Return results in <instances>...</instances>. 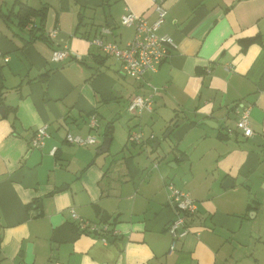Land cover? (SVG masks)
<instances>
[{
  "label": "crops",
  "instance_id": "crops-1",
  "mask_svg": "<svg viewBox=\"0 0 264 264\" xmlns=\"http://www.w3.org/2000/svg\"><path fill=\"white\" fill-rule=\"evenodd\" d=\"M14 1L0 0V264H264V0H162L156 33L171 36L170 55L139 79L90 42L125 46L134 27L121 15L151 24V0H20L47 7L46 39L27 43L29 29L2 15ZM137 95L151 110L128 114ZM241 104L251 105L249 137L235 128ZM123 112L126 138L112 153L115 122L105 130ZM41 126L47 136L33 148ZM131 130L146 140L129 141ZM68 133L94 141L71 144ZM168 183L197 206L173 251ZM71 210L109 223L116 238L104 243Z\"/></svg>",
  "mask_w": 264,
  "mask_h": 264
},
{
  "label": "built area",
  "instance_id": "built-area-1",
  "mask_svg": "<svg viewBox=\"0 0 264 264\" xmlns=\"http://www.w3.org/2000/svg\"><path fill=\"white\" fill-rule=\"evenodd\" d=\"M154 4V10L157 18L153 23L149 24L145 18L138 16L130 11H126L121 15L120 23L126 26L134 27V36L125 46L120 47L113 42H104L100 37H94L91 44L106 56H113L121 61L125 74L139 79L146 71H156L159 65L165 61L170 55V47L172 46V38L169 35H159L156 30L162 24L166 14V9L162 5V0H151ZM55 35V31L51 32L50 37ZM0 52V56H1ZM69 56L68 50L59 49L52 51L51 59L53 61L63 60ZM3 60L8 61V56L3 55ZM151 97L135 96L126 107V111L132 114H138L142 110H151ZM251 105H239L238 118L235 128L243 136L249 137L253 130L250 125ZM89 125H96V118L92 116L89 119ZM47 136L45 126L38 127L31 138L30 145L33 148H40L43 145L44 138ZM128 139L132 142L140 143L146 139L140 131L132 130L129 132ZM66 141L76 145L91 144L94 139L91 136L82 137L71 133L66 134ZM55 149V148H54ZM168 194V204L174 208L175 216L167 226V232L171 237L169 251L176 248V241L190 234V228L187 224V218L194 215L197 211L196 202L187 192L176 188L172 183L166 185ZM71 216L77 220L81 228H89L98 233L104 243L108 242L107 235L116 236L117 231L109 225L103 223L98 226L95 223H88L79 217L73 210ZM199 235V232H195Z\"/></svg>",
  "mask_w": 264,
  "mask_h": 264
},
{
  "label": "trees",
  "instance_id": "trees-1",
  "mask_svg": "<svg viewBox=\"0 0 264 264\" xmlns=\"http://www.w3.org/2000/svg\"><path fill=\"white\" fill-rule=\"evenodd\" d=\"M46 9H47L46 6H41L40 8L36 9L30 6L27 2L15 0L12 6L6 12H3L2 15L9 19L15 18L18 29L23 30L26 27L29 29L28 38L24 39V41L27 43V42H32L33 40H36V39H46L45 31L43 28V22L45 20ZM50 73H51V70L49 69L45 70L39 75V79L45 81L49 77ZM1 88H2V85L0 82V91H1ZM0 105H3L5 107V110L7 109L1 97H0ZM113 123H114V120H111L110 124L105 130L106 135H111V131L113 129ZM140 143H137V144H140ZM35 201L38 202L39 200L36 199L34 200V202ZM251 206H252L251 203L248 204V208H251ZM30 207L34 209L37 208V206L34 204H31ZM111 237H113L114 239L116 238V236H111Z\"/></svg>",
  "mask_w": 264,
  "mask_h": 264
},
{
  "label": "rangeland",
  "instance_id": "rangeland-1",
  "mask_svg": "<svg viewBox=\"0 0 264 264\" xmlns=\"http://www.w3.org/2000/svg\"><path fill=\"white\" fill-rule=\"evenodd\" d=\"M128 114L126 112L125 113L123 112V115L120 118H117L116 120H114V122H115L114 138H113V140H112V142L110 144V151L112 153L115 151L114 147H116V148L120 147L122 142L124 141L123 138L124 137L126 138L125 132H126V121L128 120V117H127ZM118 123H119V125H117ZM100 137L102 139L103 136H100ZM140 147L141 146H138L137 144H135V145L128 144V148L131 149V150L135 149V151H136ZM75 176H77V173L75 174Z\"/></svg>",
  "mask_w": 264,
  "mask_h": 264
},
{
  "label": "water",
  "instance_id": "water-1",
  "mask_svg": "<svg viewBox=\"0 0 264 264\" xmlns=\"http://www.w3.org/2000/svg\"><path fill=\"white\" fill-rule=\"evenodd\" d=\"M0 114H1L2 116H5L3 105H0ZM175 125H176V124H175ZM172 129H173V126L169 127V128L164 132L163 137L168 136V134L172 131ZM110 140H111V138H109V137H104V138H103V143H102V145L100 146L99 149H97L96 152H97L98 154L103 153V152H106V151L108 150V148H109ZM158 142H159V141H156V143H154V145H153L154 148L157 147ZM230 184H231V179L228 178V179H226V180L224 181L223 186L226 187V186H228V185H230ZM109 239H110V241H113V238H112V237H110Z\"/></svg>",
  "mask_w": 264,
  "mask_h": 264
}]
</instances>
